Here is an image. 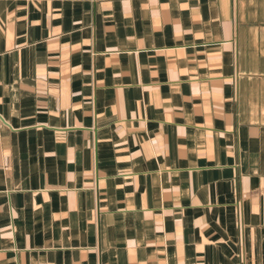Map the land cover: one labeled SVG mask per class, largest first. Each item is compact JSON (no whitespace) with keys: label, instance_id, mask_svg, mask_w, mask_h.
Returning a JSON list of instances; mask_svg holds the SVG:
<instances>
[{"label":"crops","instance_id":"crops-1","mask_svg":"<svg viewBox=\"0 0 264 264\" xmlns=\"http://www.w3.org/2000/svg\"><path fill=\"white\" fill-rule=\"evenodd\" d=\"M0 264H264V0H0Z\"/></svg>","mask_w":264,"mask_h":264}]
</instances>
